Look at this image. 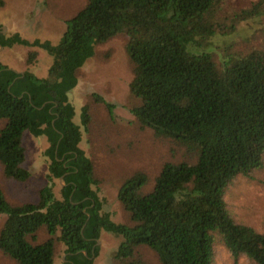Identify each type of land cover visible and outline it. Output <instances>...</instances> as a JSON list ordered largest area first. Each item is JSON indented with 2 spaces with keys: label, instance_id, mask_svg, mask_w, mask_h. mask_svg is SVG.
I'll use <instances>...</instances> for the list:
<instances>
[{
  "label": "trees",
  "instance_id": "trees-1",
  "mask_svg": "<svg viewBox=\"0 0 264 264\" xmlns=\"http://www.w3.org/2000/svg\"><path fill=\"white\" fill-rule=\"evenodd\" d=\"M226 0H87L66 22L59 42L29 41L0 34V48H41L52 63L46 78L16 72L0 60V166L6 179L26 183L27 133L45 137L47 184L37 201L12 203L0 185V254L15 264H94L102 232L122 237L114 264H146L139 247L153 250L161 264H216L219 240L238 262L264 264V233L238 223L225 200L229 185L264 165L263 43L245 54L217 60L198 51L223 24ZM5 1L0 0V8ZM264 16V0L232 17V24ZM124 34L133 65L130 112L142 128L171 139L186 157L165 162L153 180L134 172L118 190L129 224L104 211L100 180L81 148L70 94L95 47ZM37 51H29L33 64ZM111 120L116 105L93 93L81 109L86 130L96 107ZM56 181L62 182L58 198ZM47 235L40 240V233Z\"/></svg>",
  "mask_w": 264,
  "mask_h": 264
},
{
  "label": "rangeland",
  "instance_id": "rangeland-1",
  "mask_svg": "<svg viewBox=\"0 0 264 264\" xmlns=\"http://www.w3.org/2000/svg\"><path fill=\"white\" fill-rule=\"evenodd\" d=\"M255 1L257 0H226L222 11V26L201 49L196 50L213 53L220 61L229 55L245 54L254 48H260L263 43L264 16L232 24V17ZM86 2L87 0H9L10 9L20 15L17 17L21 22L24 19L32 21L36 37L54 45L61 41L66 31V22L83 9ZM11 17L13 21L16 19ZM8 23L11 24V21ZM27 35L32 37L31 33ZM126 45L127 37L124 34L97 45L94 56L80 71L78 86L70 94V101L76 110L74 122L80 125L83 136L80 146L93 161L95 175L100 180L98 193L105 201L104 211L111 214L113 221L123 224H129L128 214L118 200V190L124 180L134 172L143 171L151 179L150 186L147 187L150 190L165 162L179 161L186 157L185 150L176 142L157 136L151 129L140 127L131 114L130 83L133 79V65ZM35 49L43 52L39 65L47 67L52 62V57L41 48ZM18 56L21 53L16 54L17 59ZM32 66L26 69H34ZM30 71L37 77L40 74ZM47 73L46 71V75ZM93 93L102 95L116 105V118L111 120L103 106L96 107L93 123L86 130L81 122V109ZM3 125L0 122V127ZM24 146L27 151L25 167L31 173L28 182L19 183L6 179L0 166V185L12 203L37 201L40 189L47 184L49 162L43 155L48 147L46 138L27 133ZM61 186L62 182L56 181L54 192L58 198L61 197ZM225 200L238 223L264 233V165L254 171L251 177L238 176L229 185ZM2 221L0 219V225ZM46 238V233L42 231L40 240ZM121 242L122 237L102 232L97 244L100 252L94 264H114V254ZM214 252L216 264H254L245 257L235 262L219 240ZM138 254L146 264H161L157 254L148 247H139ZM65 256V246L60 243L54 264H62ZM0 264L15 263L0 254Z\"/></svg>",
  "mask_w": 264,
  "mask_h": 264
},
{
  "label": "crops",
  "instance_id": "crops-1",
  "mask_svg": "<svg viewBox=\"0 0 264 264\" xmlns=\"http://www.w3.org/2000/svg\"><path fill=\"white\" fill-rule=\"evenodd\" d=\"M10 8L11 6L9 3V0H5L4 7L0 8V30H1L0 34L5 35L6 37L13 36L14 34H19L22 38L27 39L29 41H34L38 39L35 35L36 29L31 23L32 21L24 19L25 21L22 20L23 22H21V19L18 18L20 17V15H18V13L15 10L13 11ZM11 16H14V18L16 19L13 21ZM9 21H11V24L8 23ZM27 33H31L32 37H29ZM29 51L38 52L37 59L33 63L34 65L27 64V57H28ZM20 53H21V56H18L19 59H17L16 54L19 55ZM41 54H43V52H40V50H36L35 48H30V47L16 44L12 47H2V49H0V60L3 64L9 66L11 69L17 72H25L26 70H29V71L33 70L37 73H40L38 74L39 78H46L48 76V73L46 75V71L48 72L49 67L52 62H50L47 67H41L39 65V60L42 57ZM29 66L30 68L32 66V68L34 69H26Z\"/></svg>",
  "mask_w": 264,
  "mask_h": 264
},
{
  "label": "water",
  "instance_id": "water-1",
  "mask_svg": "<svg viewBox=\"0 0 264 264\" xmlns=\"http://www.w3.org/2000/svg\"><path fill=\"white\" fill-rule=\"evenodd\" d=\"M0 33H1V30H0ZM0 49H2V47L0 48ZM17 72V71H16ZM18 73H20V74H23V72H18ZM73 92V91H72ZM99 243V240H98V242H97V244Z\"/></svg>",
  "mask_w": 264,
  "mask_h": 264
}]
</instances>
